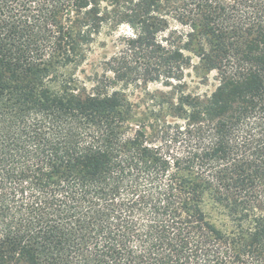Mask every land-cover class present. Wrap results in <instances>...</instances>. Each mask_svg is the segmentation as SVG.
I'll return each mask as SVG.
<instances>
[{"label": "trees", "instance_id": "16d2710c", "mask_svg": "<svg viewBox=\"0 0 264 264\" xmlns=\"http://www.w3.org/2000/svg\"><path fill=\"white\" fill-rule=\"evenodd\" d=\"M0 264H264V0H0Z\"/></svg>", "mask_w": 264, "mask_h": 264}, {"label": "rangeland", "instance_id": "374dc122", "mask_svg": "<svg viewBox=\"0 0 264 264\" xmlns=\"http://www.w3.org/2000/svg\"><path fill=\"white\" fill-rule=\"evenodd\" d=\"M119 34H130V29L125 24L121 25L114 34H112L106 26H104L100 33L95 36V41L92 46L91 53L88 56L87 61L78 67L76 70L72 71L79 78H83L84 74L90 73L93 67L98 64L103 58L107 57L113 51V39ZM68 69H66L67 71ZM84 70V73L82 72ZM213 73L210 75L212 79ZM209 82H212L211 80ZM120 87V85H118ZM205 88V87H202ZM157 89H164V87L159 83H150L145 88L139 87H127L125 92L132 102L140 103L147 100L145 94L152 93Z\"/></svg>", "mask_w": 264, "mask_h": 264}]
</instances>
